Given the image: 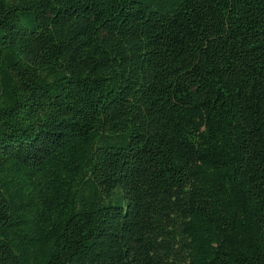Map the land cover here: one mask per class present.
I'll return each instance as SVG.
<instances>
[{
  "label": "trees",
  "instance_id": "obj_1",
  "mask_svg": "<svg viewBox=\"0 0 264 264\" xmlns=\"http://www.w3.org/2000/svg\"><path fill=\"white\" fill-rule=\"evenodd\" d=\"M0 264H264V0H0Z\"/></svg>",
  "mask_w": 264,
  "mask_h": 264
}]
</instances>
